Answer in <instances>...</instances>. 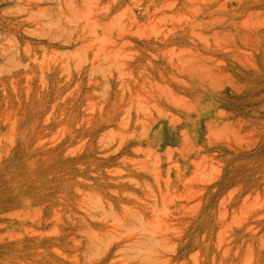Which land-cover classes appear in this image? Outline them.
Segmentation results:
<instances>
[{
  "label": "rangeland",
  "instance_id": "374dc122",
  "mask_svg": "<svg viewBox=\"0 0 264 264\" xmlns=\"http://www.w3.org/2000/svg\"><path fill=\"white\" fill-rule=\"evenodd\" d=\"M0 264H264V0H0Z\"/></svg>",
  "mask_w": 264,
  "mask_h": 264
}]
</instances>
